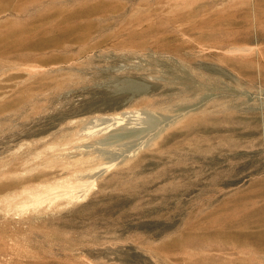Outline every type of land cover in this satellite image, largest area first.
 Wrapping results in <instances>:
<instances>
[{
	"label": "rangeland",
	"instance_id": "obj_1",
	"mask_svg": "<svg viewBox=\"0 0 264 264\" xmlns=\"http://www.w3.org/2000/svg\"><path fill=\"white\" fill-rule=\"evenodd\" d=\"M170 1L0 0V92H6L5 98L15 77L24 73L23 63L55 67L59 70L50 76L70 77L61 87L50 82L7 97L13 107L0 111V147L38 135L53 139L73 118L110 107L145 109L156 103L167 107L163 113L174 115L213 100L237 107L241 101L235 97L241 93L264 97V55L225 62L217 54L196 50L199 43L224 40L233 33L241 34L232 37L236 42H250L241 28L228 24L233 17L204 15L201 9L190 21L179 18L177 28L166 16ZM5 98L0 97V103ZM248 113L236 109L227 116L213 115L197 134L179 131L162 149L165 153H159L160 159L145 161L140 179L132 176L130 184L125 183L136 185L137 196L123 186L125 193L101 204L97 219L108 229H39L46 237L37 240L32 235L29 244L45 256L41 264H264V122L257 110ZM60 124L63 129L56 132ZM230 131L250 132L249 138L259 142L249 148L234 146L227 138ZM214 156L217 164H210ZM243 159L250 165L244 167ZM133 203L137 228L112 225L129 221ZM178 224L182 227L176 229ZM95 236L105 242L103 249L83 244L86 237Z\"/></svg>",
	"mask_w": 264,
	"mask_h": 264
},
{
	"label": "bare ground",
	"instance_id": "obj_2",
	"mask_svg": "<svg viewBox=\"0 0 264 264\" xmlns=\"http://www.w3.org/2000/svg\"><path fill=\"white\" fill-rule=\"evenodd\" d=\"M201 9H203L204 15L210 14L217 17L229 15L233 17L234 19L228 18V24L232 23L231 26L241 28L244 33L243 37H247L251 41L236 42L235 38L232 39V37L237 38V35L241 34L233 33L232 36L229 35V38L224 40L199 43L196 49L198 53H214L225 62H230L227 59H243L250 56L259 57L264 55V45L262 44V40L264 39V0H171L168 4L166 16L170 22H173L179 28L181 27V24L178 23L179 18L189 20L192 16L202 11ZM23 65L20 68L23 69L24 73L15 77L17 81L12 85L11 93L7 97L21 91L31 92L35 89H42L50 82L58 85L62 81L67 82V79L70 78L66 76L65 78L67 79H62L50 76V73L59 70L54 69L55 67L27 65L24 63ZM57 65L59 66L60 64ZM3 69L0 68L1 71ZM23 82L25 85L21 86ZM61 85L63 84L61 83L59 86L61 87ZM4 93L6 94V92ZM4 93L0 92V97L5 98L6 95H3ZM256 96L257 98H255ZM256 96L253 97L252 94L248 95L247 93L237 95L235 98L241 101L237 107L231 105L227 100H213V102L209 103L207 99L208 102H199V105L197 104L195 107L181 110L182 112L174 115L165 114L167 113V107H161V104L157 105L156 103H151L152 105L150 104L149 106L147 104V106H144L146 107L145 109H136V106L135 109L130 108L131 106L124 109H112L110 107L108 109L110 111L95 113L90 117L86 115L87 117H83V119L82 117L81 119L76 118V120L73 118L77 122L70 119V125L68 127L66 125L65 129L62 128L64 125L60 124L61 128L59 127L56 132L63 129L62 133H58L59 135L56 133L57 136L53 139H51L53 135L48 133L52 136L49 138L51 140L47 138L49 135H38V137L34 136L35 138L33 137L32 139L31 136L34 133L31 135L28 131L31 135V140H18L13 142L14 145L11 144L12 146L0 147V264H41L45 256L41 254L39 249L29 244V239L32 235L37 240L41 237H46V234H41L39 229H88L87 226H93V229H97L96 227H99L98 229H108L107 223L98 222L97 213L101 211L99 207L103 202L113 200L116 197V193L119 195L125 183H129L131 178L143 173L145 161L159 158V153H165V150L163 151L162 149L173 139L177 138L179 131L186 129V134H193L195 132L197 134V131L201 127L203 128L204 122L212 117L215 119L214 116L221 113L227 116L237 109L249 115L248 112L251 110H257L262 122H264V97ZM7 97L5 101L3 99L0 103V111H4L12 106V100L10 98L7 99ZM162 111H165V113ZM78 120L81 121L78 123ZM41 121L43 120L41 119ZM42 126L44 125L42 124L40 127ZM45 128L47 129V127ZM36 129L39 130L40 128ZM0 130L2 131L1 128ZM25 132L23 134H26ZM31 132H33V129ZM242 133L236 134L235 132H231L227 138L229 141H233L234 146L242 144L243 146H247L246 148H249L250 146L252 147L253 143L258 144L259 141L256 142L249 138L250 132ZM196 140V145L201 146L200 139ZM262 140L264 146V138ZM245 151L247 152L248 150ZM243 154L245 155V152H242ZM210 155L212 154L210 153ZM161 157L164 158V156ZM214 158L216 157H210V164H217ZM223 162L225 161L223 160ZM241 162L244 167L249 166L251 163L248 159H243ZM261 163L264 166V159ZM167 173L168 170L163 174ZM148 175L147 179H149ZM156 175L162 177L159 173ZM139 177L137 176L138 179H140ZM164 177L167 178L166 175H163ZM158 178L160 179V177ZM153 179L157 180V182L160 181L155 178ZM167 182L169 183V181ZM134 186L132 185V187ZM159 186L162 188L161 184ZM126 187L131 189H126ZM132 187L125 186L124 190H127L128 193L131 192L130 190H136V187H134L135 189ZM160 187L159 189H161ZM135 193L134 195L137 196L138 193ZM133 201L134 199L130 202ZM113 204L108 209L111 210V213L116 210H113V208L117 203L114 202ZM68 207L69 210H66ZM135 207L137 205L135 206L133 203L131 206L132 210L128 209L130 211L128 212L130 217L129 221H127L128 223L124 221L125 224L114 222L112 225H122L127 229H136L135 214L137 211H133ZM128 208L130 207L128 206ZM168 227V225L164 224L162 228L168 229ZM180 227L182 226L178 224L176 229ZM20 232H27V238L22 236ZM104 243L101 240V236H95L90 239L86 237L83 242L85 246H101L100 250L105 247ZM87 262L89 264L99 263L96 260Z\"/></svg>",
	"mask_w": 264,
	"mask_h": 264
}]
</instances>
